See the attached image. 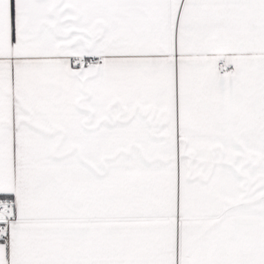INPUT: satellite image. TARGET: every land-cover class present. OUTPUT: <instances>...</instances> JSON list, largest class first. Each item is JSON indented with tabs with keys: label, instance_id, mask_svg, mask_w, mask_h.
<instances>
[{
	"label": "snow or ice",
	"instance_id": "6c2138e0",
	"mask_svg": "<svg viewBox=\"0 0 264 264\" xmlns=\"http://www.w3.org/2000/svg\"><path fill=\"white\" fill-rule=\"evenodd\" d=\"M0 264H264V0H0Z\"/></svg>",
	"mask_w": 264,
	"mask_h": 264
}]
</instances>
